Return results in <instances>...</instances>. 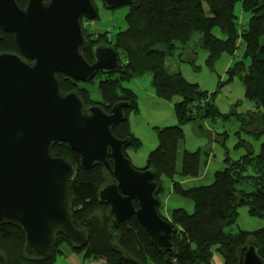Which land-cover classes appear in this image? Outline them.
Masks as SVG:
<instances>
[{
  "label": "trees",
  "instance_id": "obj_1",
  "mask_svg": "<svg viewBox=\"0 0 264 264\" xmlns=\"http://www.w3.org/2000/svg\"><path fill=\"white\" fill-rule=\"evenodd\" d=\"M15 1L20 8L27 3V0ZM238 1L241 11L249 14L245 27L239 26L234 13ZM126 7L125 30L117 32L111 39L107 33L94 38L89 32L86 34L88 42L83 56L89 63L93 61L94 47L108 43L118 53L122 65L119 73L98 72L94 76H100L96 87L101 100L93 101L89 91L82 87L84 83L62 74L57 75L60 90L64 93L77 91L86 106L99 105L106 113L117 103H127L123 109L125 117L127 111L136 109V96L126 83L142 73L150 72L156 97L169 100L180 96L174 103L175 125L156 130L158 143L148 155L143 169L151 167L158 173V194L162 191L160 177L165 176L174 194L190 201L193 211L188 214L184 209L175 208L168 213L167 220L174 231L170 235L171 251L155 249L134 217L129 219L128 225L116 227L114 241V233L108 230L111 219L107 216V207L99 204L96 197L98 189L110 181L108 175L100 166L81 170L79 156L69 151L65 144H55L51 148L52 155L64 157L75 166L70 181L73 222L85 235L86 243L75 245L58 236L47 256L30 257L24 253L21 229L3 225L0 226L1 264H53L62 245L104 264H212L214 251L222 257L223 264H238L239 249L246 244H253L258 256L264 260V228L240 231L234 237L223 230L232 222L238 207L247 206L251 216H264V142L255 156L257 176L244 179L225 168L213 173L210 185L184 188L181 183L186 180L183 179L202 177L207 150H186L183 126L223 118V115L213 105L212 95L199 89L197 84L187 82L178 68L167 65V59L177 50H180L177 56L181 61L193 62L194 51L188 44L194 36H197L199 47L207 52L208 63L214 62L222 53L228 55L233 60L227 69L228 79L235 76L240 79L244 96L256 109L250 115L253 121L249 124L254 123L257 116L264 132V0H140L136 5ZM213 29H218L221 37L215 36ZM3 53L18 54V50L13 36L0 29V54ZM112 132L118 139L128 138L129 146L139 147V142L129 132L126 118ZM124 155L127 157L125 152ZM177 175L180 181L174 180ZM242 181L249 182L254 190L241 189ZM132 204L137 206L136 201ZM160 207L159 200L157 214L166 219L160 214ZM94 209L103 214L102 226L98 225L97 219L89 217Z\"/></svg>",
  "mask_w": 264,
  "mask_h": 264
},
{
  "label": "water",
  "instance_id": "obj_2",
  "mask_svg": "<svg viewBox=\"0 0 264 264\" xmlns=\"http://www.w3.org/2000/svg\"><path fill=\"white\" fill-rule=\"evenodd\" d=\"M100 1L113 10L140 0ZM83 18H97L93 0H27L24 8L15 0H0V29L13 36L18 50L0 54V226L21 229L30 257L47 256L58 236L85 245L73 222L75 166L51 153L52 146L63 143L79 156L81 170L100 166L108 175L96 197L107 206L114 241L116 227L134 217L155 249L171 251L172 225L157 214L158 173L151 167L135 169L124 155L129 139L112 132L125 121L127 103L106 113L99 105L86 106L77 91L60 90L58 74L87 83L98 72L122 71L112 45L95 46L91 63L84 58L88 31ZM238 264L264 260L253 244H246L239 249Z\"/></svg>",
  "mask_w": 264,
  "mask_h": 264
},
{
  "label": "rangeland",
  "instance_id": "obj_3",
  "mask_svg": "<svg viewBox=\"0 0 264 264\" xmlns=\"http://www.w3.org/2000/svg\"><path fill=\"white\" fill-rule=\"evenodd\" d=\"M93 4L97 10V18L92 21L83 20V27L93 38L98 34L107 33V37L111 39L117 32L126 29L125 16L128 7L107 10L100 0H93ZM234 13L238 17L239 26L245 27L249 14L241 11L239 1L235 4ZM212 32L215 36L221 37L218 29H213ZM197 42V36H194L188 44L189 49L194 51L192 63L181 61L177 56L180 50H177L172 58L167 59V65L170 68H178L187 82L197 84L199 89L212 95V103L223 118L217 117L183 126L184 148L190 152L199 148L206 149L207 152L202 177L183 179L186 181L181 185L184 188L210 185L213 173L225 168L232 175L244 179L253 178L259 174L255 156L259 146L264 142V132L258 122L259 118L255 116L254 123L249 124V121H253L250 115L255 113L256 109L244 96L240 79L237 76L228 79L227 69L233 60L222 53L214 62L208 63L207 52L201 49ZM99 78L100 76H96L92 78V82L82 84L95 102L101 100L96 87ZM151 81L150 72H145L126 83V87L136 96V109L127 111L126 123L132 137L139 142V147L135 149L130 145L126 148L125 154L131 165L138 170L145 167L148 155L157 146L156 130L175 125L174 103L180 99L178 95L169 100L156 97ZM174 180L180 181L181 178L177 175ZM160 182L162 184V191L158 194L161 201L160 214L167 217L175 208L184 209L191 214L193 211L191 202L182 200L174 194L168 178L161 176ZM240 188L246 192L254 190L253 186L245 181H242ZM248 209L247 206L236 208L233 220L224 226V232L234 237L240 231L253 232L264 228V216H251ZM89 217L97 219L99 226L104 223L101 210L94 209Z\"/></svg>",
  "mask_w": 264,
  "mask_h": 264
},
{
  "label": "crops",
  "instance_id": "obj_4",
  "mask_svg": "<svg viewBox=\"0 0 264 264\" xmlns=\"http://www.w3.org/2000/svg\"><path fill=\"white\" fill-rule=\"evenodd\" d=\"M59 251L60 255L55 258L53 264H104L101 260L86 257L82 253L74 252L66 245H62ZM212 264H223L222 257L215 251L212 253Z\"/></svg>",
  "mask_w": 264,
  "mask_h": 264
},
{
  "label": "flooded vegetation",
  "instance_id": "obj_5",
  "mask_svg": "<svg viewBox=\"0 0 264 264\" xmlns=\"http://www.w3.org/2000/svg\"><path fill=\"white\" fill-rule=\"evenodd\" d=\"M84 19V18H83ZM87 21V20H86ZM82 24H84V22L82 23ZM84 26V25H83ZM88 36V35H87ZM91 40V39H90ZM126 150V149H125ZM125 152V151H124ZM107 207V206H106Z\"/></svg>",
  "mask_w": 264,
  "mask_h": 264
}]
</instances>
